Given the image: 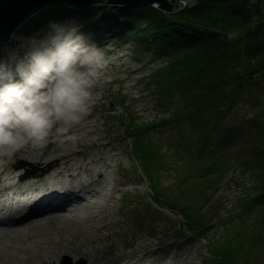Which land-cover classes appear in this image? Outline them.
I'll list each match as a JSON object with an SVG mask.
<instances>
[{
	"label": "trees",
	"instance_id": "1",
	"mask_svg": "<svg viewBox=\"0 0 264 264\" xmlns=\"http://www.w3.org/2000/svg\"><path fill=\"white\" fill-rule=\"evenodd\" d=\"M190 1L186 8L171 12L150 5L110 9L103 5L104 1L84 10L65 1L43 4L26 19L24 28L18 30L4 50L14 54V48L27 36L30 24H40L52 34L70 19L86 30L97 29V23L106 19L113 32L122 34L123 41H137L140 50L153 49L154 56L166 57L168 60L151 77L155 81L156 102L170 110V118L160 125L139 127L134 123L127 127L134 148L143 151L149 163L160 164L164 161L163 153L155 147L151 132L168 125H185L189 134L179 137L182 140L179 150L183 147L188 156V163L180 170L185 176L183 180L192 178L211 184L214 176L217 179V173L228 170L229 150L241 142L246 144L241 154L256 170L247 193L239 199L238 212L220 222L222 237H216V232L209 233L210 228L197 215L194 204L180 206L166 199L157 175L150 176L153 202L182 211L183 228L187 232H178L176 238L190 239L206 232L212 258L221 257L215 264H261L264 257V106L259 96L264 93L263 0ZM96 14H101L99 21H92ZM43 37L47 39L49 34ZM41 42L46 41L37 38L18 62L22 58L28 62L27 66L35 64L43 56ZM2 59L1 54L0 65ZM12 62L13 59L6 65ZM20 76L13 79L7 70H0V105L20 106L24 100L21 92L38 80L36 71H25ZM248 96L254 115L239 124L227 123ZM247 215L253 217L249 231H245L244 216Z\"/></svg>",
	"mask_w": 264,
	"mask_h": 264
},
{
	"label": "rangeland",
	"instance_id": "2",
	"mask_svg": "<svg viewBox=\"0 0 264 264\" xmlns=\"http://www.w3.org/2000/svg\"><path fill=\"white\" fill-rule=\"evenodd\" d=\"M171 1L176 11L188 6L185 5L179 8V6H183L180 4L183 0ZM103 5L110 9L118 7L104 3ZM136 6L138 5H125L122 7ZM38 7L33 9L19 24L11 37L12 40L15 34L17 35L18 30L24 28L26 19ZM93 7L95 5L90 8ZM100 17L101 14H96L92 21H99ZM100 21L102 22H98L96 25L97 29L86 30L87 28L79 26L75 19H70L64 25L59 26L57 32L54 33L53 31L52 34L45 31L40 24H30L31 27L27 32V36H24L19 45L14 48V54L9 55L8 52L10 51L5 50L0 53V55H3L2 60H6V63L11 62L13 59L9 66L1 60L0 70H7L9 77L18 79L21 77L20 75H24L25 71H36L38 79L34 86L21 92L24 101L20 106H13V103L0 105V132H3V134L0 133L1 136L8 135L5 131L7 127L5 121L15 114L18 116V114L25 112V117L28 119L26 122L28 124L34 123V130L40 125L41 121L39 120L43 118L42 116L46 111L43 109L44 112L36 111L38 105L31 102V100L34 101L33 95L38 97L43 93L46 98L49 97L48 101L49 103L52 101V104L51 108L47 109L48 112L52 110L57 102L59 103L56 111H51L49 115L52 114L54 117L52 126L65 129L62 125L63 121L77 116L76 114L79 112L83 113L88 110V107L84 105V96L81 94L76 95V93L94 92L90 104L95 109V119H97L99 131L97 135H92L91 138L102 137L105 142L110 139L112 146L116 149L114 152L121 154L120 159L117 160L120 163L122 172L115 174V177L122 180L126 179L128 182L124 185L122 193H116L113 206L109 208V214L106 215L105 219L107 223L111 224L115 236L101 243L88 241V244L85 245L89 249L88 254L75 255L76 257L65 254L59 257V261L61 262L64 259L68 264H71L75 260L74 263L83 262L87 264L93 258L95 261L103 262L106 257H109V254H117L121 251L130 253L133 249H138V247L147 244V250L154 251L156 254L143 258L141 256L144 253L141 252L132 264L218 263L221 260L220 255L212 258L207 250L206 232L199 236L190 237V241L187 240V242L179 238L176 239L177 241L170 240L178 232H187L183 228L185 221L182 217L183 213L179 209H169V206H160L153 202L150 176L155 177L157 175L159 177L161 186L166 193V199L168 198L180 206L187 204V206H192L194 204L197 215L201 216L200 219H203L204 224H207L210 228L209 233L216 232V237L220 235L222 237L223 229L220 222L223 218L233 217L238 212L236 206L239 199L247 193L246 189L254 180L252 173L256 168L241 154V150L245 148L246 144L241 142L240 146L238 144V146L229 150L230 164H228V170L217 173V179L216 176L213 177L216 182L209 184L207 181L192 178H188L186 181L183 180L185 176L182 175L180 170L185 163H188V156H186L183 147L179 150L182 143L179 137L180 135L187 137L189 128L185 125L181 127L168 125L167 128H156V132H158H151L150 136L152 141L156 143L157 150L163 153L164 161L155 165L156 167L154 164L149 163L144 152L134 148L133 144L135 145V143L127 127L134 123L139 127L160 125L162 121L169 120L170 110L161 108L156 102L154 95L156 91H154L153 84L155 81L151 77V73L168 59L154 56L155 51L153 49L140 50L137 41L130 40L128 43L123 41L124 39L120 37L121 33L113 32L109 20L102 19ZM46 33L49 34L47 39L43 37ZM37 38L46 41L45 43L41 42L44 45V48L42 47L43 56L38 58L35 64L28 66V62H25L26 60L22 58L18 62L21 55L30 49ZM77 41L82 43L81 50L89 45L88 51L91 55L87 60L81 61L80 57H75L78 55L76 50ZM65 50L71 56L68 58L66 55L62 62L65 65L57 67L53 59L55 60V56L61 52L64 53ZM77 60L81 62L75 67L73 63ZM92 64L93 67L90 66ZM57 68L60 69L56 70ZM52 90H54V94L49 96ZM249 98L250 96L240 104L238 111L230 116L227 123L239 124L254 115V110L249 107ZM259 98L262 99L264 106V93H261ZM71 100H73L72 104ZM64 109H67L68 112ZM71 110H74L75 113H72ZM42 123L46 124V120ZM49 128L51 126H48L47 129ZM9 130L12 131L11 128ZM20 140L16 139L15 142ZM11 148L13 147L9 146L8 149ZM90 155L92 154L89 153ZM8 162L9 167L15 170V165L19 162L31 164L27 166L31 170L34 169L32 166H35L38 168L37 173L35 171L29 172L34 176H41L42 173L45 174L50 170L42 162L34 163L19 156L9 158ZM156 170L158 174H156ZM19 171V175L22 176L25 169ZM83 175L85 176V174ZM162 192L160 191V194ZM160 200L158 199L159 202H161ZM68 207L71 206L68 205ZM244 217L247 221L245 231H249L248 226L251 225L253 217L248 215ZM32 221H35V219ZM52 222H56V220L52 219ZM104 232L107 233V230ZM162 250L165 253L168 250V253L165 254ZM261 264H264V257L261 258Z\"/></svg>",
	"mask_w": 264,
	"mask_h": 264
},
{
	"label": "bare ground",
	"instance_id": "3",
	"mask_svg": "<svg viewBox=\"0 0 264 264\" xmlns=\"http://www.w3.org/2000/svg\"><path fill=\"white\" fill-rule=\"evenodd\" d=\"M81 45L80 41L76 42L75 57L87 60L91 55L89 45L82 50ZM65 56L70 58L71 54L65 50L55 56L53 62L57 67L65 65L62 63ZM81 61L73 65L76 67ZM53 94L54 90L49 96ZM78 94L84 96L88 110L63 121L65 129L52 126L54 117L49 113L55 112L59 103L48 112L52 101L49 103V97L42 93L38 97L33 95L34 101L31 100L38 105L36 111H46L39 118L40 125L34 130L35 124H28L23 112L14 115L7 124L8 135H0V264H68L64 259L60 262L59 257L88 254L85 246L88 241L101 243L115 236L105 219L116 193H122L128 180L115 177L122 172L118 162L121 154L114 152L110 139L105 142L102 137L91 138L99 131L95 109L90 104L94 92ZM45 120L46 124L42 123ZM48 126L51 128L47 129ZM16 139L21 140L15 142ZM9 146L13 148L8 149ZM14 156L42 162L50 170L43 176L22 180L20 171L8 165V159ZM68 205L72 208L68 209ZM147 247L146 244L130 253L109 254L103 262L92 258L87 264H132L141 252L143 258L156 254Z\"/></svg>",
	"mask_w": 264,
	"mask_h": 264
},
{
	"label": "water",
	"instance_id": "4",
	"mask_svg": "<svg viewBox=\"0 0 264 264\" xmlns=\"http://www.w3.org/2000/svg\"><path fill=\"white\" fill-rule=\"evenodd\" d=\"M55 1H65L76 9H89L104 1V4L118 7L125 5H150L167 12L175 11L171 0H0V53L12 41L13 33L33 9L42 4ZM27 165L31 164L19 162L15 165V168L20 169ZM27 178H29L28 175L23 177V179ZM76 264L84 263L78 262Z\"/></svg>",
	"mask_w": 264,
	"mask_h": 264
},
{
	"label": "built area",
	"instance_id": "5",
	"mask_svg": "<svg viewBox=\"0 0 264 264\" xmlns=\"http://www.w3.org/2000/svg\"><path fill=\"white\" fill-rule=\"evenodd\" d=\"M180 4H182L183 6H179L180 7H184L185 5H189L190 4V0H183Z\"/></svg>",
	"mask_w": 264,
	"mask_h": 264
}]
</instances>
